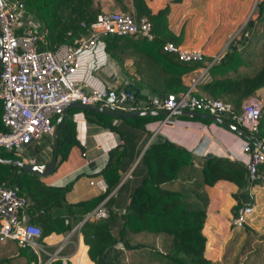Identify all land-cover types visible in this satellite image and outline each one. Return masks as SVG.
<instances>
[{
	"label": "trees",
	"instance_id": "1",
	"mask_svg": "<svg viewBox=\"0 0 264 264\" xmlns=\"http://www.w3.org/2000/svg\"><path fill=\"white\" fill-rule=\"evenodd\" d=\"M17 1L22 4L24 14L37 23L38 31L43 34L44 43L41 41L39 45L44 44L50 50L70 42L74 37L86 35L85 28L80 24L87 25L101 13L97 0ZM114 1L119 4L121 11L128 12L135 21L141 17L146 18L153 33L150 40L128 35L103 37L104 49L122 70L125 62L130 61L131 72L123 71L126 81L121 86L129 88L132 84L136 101H148L146 96L139 93L142 89L164 96H176L185 92L188 86L182 82L181 76L199 67L202 59L184 62L178 60L174 53L163 50L165 42L177 45L176 36L167 28V7L151 13L144 0ZM255 7L257 10L254 17H249L242 29V32L247 31L248 34L240 35V38H246V47L244 45L239 51L228 50L217 63L210 65L209 80L195 86L197 92L191 94L193 97L219 99L229 103L232 110L238 112L245 98L264 87V0H258ZM249 45L256 49V53H252L253 47L246 49ZM248 53L256 57L255 66L249 64L252 59L246 56ZM242 67L243 70L240 69ZM76 111L81 112L87 122L113 131L120 139V143L108 151L105 165L96 174L105 183L103 192L86 200L68 203L65 193L71 183L64 186L45 185L38 177L26 173L21 167L0 162V183L16 188L19 195L28 199L25 211L30 214L28 222L40 229L38 242L50 232H68L103 201L106 217L84 220L79 226L82 240L87 246V255L96 264L98 256L117 241L126 248L135 247L136 245H130L128 241L138 233L159 238L160 250L152 244H146L159 264H219L203 256L205 238L201 229L207 204L204 187L211 186L218 180H225L234 184L240 192L251 184H263L262 180L248 181L243 164L228 158L205 156L199 168H196L190 152L167 139L158 138L147 145L132 168L130 175L136 176V181L127 195L128 201L123 211L117 213L112 204V194L109 193L119 182V170H124L125 163L130 160L126 159L130 153L129 136L123 133L121 127L125 124L130 128L143 130L145 123L161 120L164 115L113 117L87 108H70L61 116L58 126L54 151L58 162L65 159L71 146L78 144L72 120V114ZM262 111L263 107L256 133L247 134L237 127L238 134L250 145L260 141L264 143L261 132ZM57 117L58 115L51 119L53 124ZM173 117L202 123L211 122L197 116L174 114ZM221 117L234 124L227 116ZM3 129L0 121V130ZM0 159L22 161L12 151L1 148ZM137 167L139 171L135 172ZM257 172L264 177V163L257 166ZM234 198L236 204L232 208V216L240 206L235 194ZM262 238L264 240V233L258 236V239ZM247 240L251 241V238ZM11 242L16 245L14 241ZM142 245V242H138V246ZM17 248L18 255L31 254L36 264V258L29 248ZM0 261L6 262L9 258H2ZM222 261V264H226L224 257ZM48 264L64 263L57 257Z\"/></svg>",
	"mask_w": 264,
	"mask_h": 264
},
{
	"label": "crops",
	"instance_id": "2",
	"mask_svg": "<svg viewBox=\"0 0 264 264\" xmlns=\"http://www.w3.org/2000/svg\"><path fill=\"white\" fill-rule=\"evenodd\" d=\"M97 1L101 12L121 10L114 0ZM144 2L151 13L167 7V28L176 36L177 45L201 51L200 66L181 76L182 82L189 88L191 79H197L203 72L207 73L204 81L200 80L193 85L192 95L197 92L195 87L197 84L209 80L210 65L217 63L228 50L239 51L244 47L246 38L245 41L244 38L239 39L240 27L247 18L254 17L251 13L255 0H144ZM124 4L127 3L124 1ZM217 55L220 57L215 62L213 59ZM249 64L254 63L250 61ZM240 69L243 70V67ZM124 70L131 72L130 61L125 62L122 70L109 57L104 44L96 42L90 50L82 52L77 58L74 77L86 87L121 86L126 81ZM252 96L256 97L260 101L261 108L263 107L261 132L264 141V87L257 89ZM174 119L172 124H160L161 120L147 122L143 130L130 128L125 124L121 127L123 133L129 136L130 153L126 159L130 160L125 163L124 170H119V182L109 193V195L112 194V204L117 213L123 211L128 201L127 195L136 181V176L130 175L132 168L147 145L158 138L167 139L190 152L196 168H199L204 157L208 156L207 154L242 163L241 159L244 158L242 141L236 133L216 122L202 123L194 120ZM72 120L78 144L70 147L64 160L58 162L56 159V165L51 174L39 178L49 186H64L71 183L69 190L65 193V200L68 203L92 198L105 190L104 181L96 174L105 165L108 151L120 143L116 133L87 122L81 112H74ZM52 140L53 135L52 139L45 137L37 143H28L24 146V156L21 160L30 164L47 161L52 154V151L48 150L52 146ZM138 171L139 168L135 169V172ZM99 179L102 181L103 188L89 183ZM204 189L207 204L201 229L205 238L203 256L212 262L222 264V258L225 256L224 244L231 235V230L234 229L229 225L232 208L236 204L234 194L240 205L252 206L253 211L249 219L252 228L256 231L264 230V185L254 183L238 192L237 187L231 182L218 180L211 186H205ZM25 212L28 218L30 214L27 210ZM86 215L68 232H50L41 238L42 261L44 257L46 260L47 255L56 252V256L64 264L66 262L68 264H96L89 259L87 246L79 232V226L84 220H94L85 219ZM138 242H142L143 245L138 246ZM128 243L136 246L126 248L117 241L98 256L97 264H159L158 259L146 245L152 244L160 250V240L157 236L138 233ZM2 258H9V261H0V264H34V257L31 254L18 255L17 246L9 240L0 244V259ZM35 261L38 264L36 259Z\"/></svg>",
	"mask_w": 264,
	"mask_h": 264
},
{
	"label": "built area",
	"instance_id": "3",
	"mask_svg": "<svg viewBox=\"0 0 264 264\" xmlns=\"http://www.w3.org/2000/svg\"><path fill=\"white\" fill-rule=\"evenodd\" d=\"M85 28L86 35L74 37L70 42L48 49L43 42V34L38 31L37 23L24 14L22 4L17 0H0V148L24 156V146L37 143L43 138L52 139L54 124L51 119L60 115L71 103L95 105L110 111H147L165 110L167 113L160 124H172L173 115L178 110H190L221 117L223 114L247 134L258 131L261 113L260 101L248 96L235 112L229 103L206 96L193 97L192 87L204 81L207 73L191 79L190 87L183 93L169 97H151L148 101L137 100L134 92L122 86L86 87L75 77L77 58L82 52L90 50L96 42L103 43L108 35H128L138 39L153 38L150 22L141 17L135 21L128 12L102 11ZM163 50L172 52L178 60L200 61V50L185 48L165 42ZM220 55L214 57L216 62ZM213 62V61H212ZM212 122V121H211ZM233 124V125H234ZM244 158L241 159L247 172V180H262L257 166L264 163V151L259 147L261 141L250 145L241 135ZM48 150H51L49 147ZM23 161V160H22ZM36 164V163H33ZM102 187L101 179L95 182ZM99 203L85 219L106 217L105 208ZM28 199L18 194L16 188L0 183V242L11 240L19 247H27L36 257L38 264H48L56 259V252L41 260L43 245L38 242L40 229L28 222L25 209ZM253 208L249 204L240 205L229 220L234 228L246 223Z\"/></svg>",
	"mask_w": 264,
	"mask_h": 264
},
{
	"label": "water",
	"instance_id": "4",
	"mask_svg": "<svg viewBox=\"0 0 264 264\" xmlns=\"http://www.w3.org/2000/svg\"><path fill=\"white\" fill-rule=\"evenodd\" d=\"M243 40L245 41V38ZM129 89L132 91H135L134 86L132 84L129 85ZM139 93L141 95L146 96L147 98H151V97L175 98L172 95H169V96L155 95L154 93H152L151 91L146 90V89L140 90ZM70 108H87V109L102 112L106 115H110L113 117H131V116H135V115H150V114L165 115L167 113V111H165V110L126 111V112L110 111V110H107L103 107H99V106H95V105L94 106L93 105H81V104L76 103V102L71 103L69 106H67L61 112L60 115H58V117L54 123L53 140H52V146H51L52 154L47 161H45L43 163L30 164V163H26L24 161H20V160H16V159H14V160H1L0 159V162H5V163L17 165V166L21 167L26 173L34 175L38 178H41V177H44V176L51 174L55 168V165H56V155H55L54 151H55L56 145H57V131H58L59 122H60L61 116L64 113H66V111ZM175 114L206 118L212 122H216L217 124L223 126L224 128L228 129L229 131H231L233 133H238L237 127L235 125H233L232 123H229L226 120L222 119V117L211 116V115H207L205 113H201V112H197V111H190V110H178L175 112ZM222 116H224V114ZM259 147L264 151V144L263 143H260ZM207 155L209 156V154H207Z\"/></svg>",
	"mask_w": 264,
	"mask_h": 264
},
{
	"label": "rangeland",
	"instance_id": "5",
	"mask_svg": "<svg viewBox=\"0 0 264 264\" xmlns=\"http://www.w3.org/2000/svg\"><path fill=\"white\" fill-rule=\"evenodd\" d=\"M257 1L258 0H255V4ZM255 4L252 9V13H251L252 16L255 14V8H256ZM244 24H242V26L240 27L239 33L240 35L242 34L246 36L248 32L247 31L242 32ZM240 35H239V39H240ZM251 47L253 46L249 45L246 49H250ZM252 53H256V49L254 47ZM246 56L252 59L251 60L252 63L254 64L257 63L255 56L253 55L251 56L249 55V53L246 54ZM254 64H250V65L254 66ZM251 215L247 218L245 224H243L239 228H234L233 230H231V235L228 237L227 241L224 244L225 245L224 260L226 264H264V240L263 238L258 239V236L263 234L264 230L256 231L255 229L252 228L251 226L252 223L249 222ZM248 238H251V241L247 240L248 241L247 242L246 239ZM248 243L249 245H247Z\"/></svg>",
	"mask_w": 264,
	"mask_h": 264
}]
</instances>
